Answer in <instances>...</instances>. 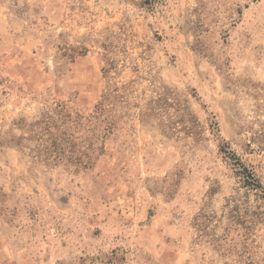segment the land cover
I'll return each mask as SVG.
<instances>
[{
	"label": "rangeland",
	"instance_id": "1",
	"mask_svg": "<svg viewBox=\"0 0 264 264\" xmlns=\"http://www.w3.org/2000/svg\"><path fill=\"white\" fill-rule=\"evenodd\" d=\"M0 264H264V0H0Z\"/></svg>",
	"mask_w": 264,
	"mask_h": 264
},
{
	"label": "trees",
	"instance_id": "2",
	"mask_svg": "<svg viewBox=\"0 0 264 264\" xmlns=\"http://www.w3.org/2000/svg\"><path fill=\"white\" fill-rule=\"evenodd\" d=\"M55 119L53 122L47 124L51 125L52 131L49 133L51 138V152H54L58 155V158H61L68 151L71 154H74L75 141H71L72 138L71 132H76L77 128H80L81 117L77 116L75 119H72L70 114H67L63 109L53 112ZM79 118V119H78ZM52 120V119H51ZM70 133V134H68ZM88 152L91 153V145L87 148ZM87 152H81L79 157L68 160L69 163H75L78 165H83L84 163H89L91 161L90 156L86 155ZM62 159V158H61ZM247 179L245 182L249 187L257 189V183L249 173L246 176Z\"/></svg>",
	"mask_w": 264,
	"mask_h": 264
}]
</instances>
